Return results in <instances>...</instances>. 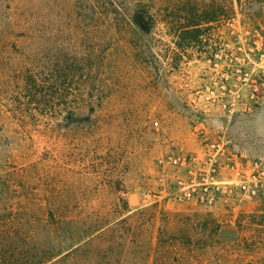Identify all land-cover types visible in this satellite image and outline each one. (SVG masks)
<instances>
[{"label": "rangeland", "instance_id": "rangeland-1", "mask_svg": "<svg viewBox=\"0 0 264 264\" xmlns=\"http://www.w3.org/2000/svg\"><path fill=\"white\" fill-rule=\"evenodd\" d=\"M32 74L63 98L39 127ZM261 168L264 0H0L1 226L104 222L44 264H264Z\"/></svg>", "mask_w": 264, "mask_h": 264}, {"label": "trees", "instance_id": "trees-1", "mask_svg": "<svg viewBox=\"0 0 264 264\" xmlns=\"http://www.w3.org/2000/svg\"><path fill=\"white\" fill-rule=\"evenodd\" d=\"M97 57L98 55H95L93 59L90 58L91 63L92 60H95ZM28 86L29 102H26L25 105L27 110H30L28 115L29 123L32 126L39 127L38 125H41L42 119L45 116L44 110L50 109L47 111L58 113L63 98H61V94L59 96L51 95V90H45L43 83L39 82L38 77L34 74L31 75ZM90 105L92 107L91 112H94L96 105ZM82 109L84 110L85 108H79L78 112H76L77 110L71 107L67 111L66 117L70 115L73 116V114L77 113L80 114ZM21 135L24 140H27L26 133L21 132ZM20 140L21 138L18 137L16 143H20ZM26 149L28 153L29 147ZM29 153L32 154L29 166L35 170L44 168L48 159L47 154L43 151H37V149H35V151L32 150V152ZM0 187H5L4 189L0 188V191L9 190L10 186L8 180L0 178ZM49 203L55 207L49 212L50 216L54 219L52 224L48 223V221H44L41 216H37L38 218H32L31 220L30 217L27 216L26 218H23L25 219L24 221L20 218V221L15 224L17 226H22L24 224L28 225L26 234L25 232L14 231V229L8 228L7 225L1 226L0 223V264H7V260L4 258V252L10 251L12 248H23L25 245L28 247L32 246V248H36L37 251L29 257L26 263L22 262V264H44L52 258L63 255L65 252L64 256L67 254L70 256L76 252V250L90 245L95 236L94 232L104 225V222L99 225L97 222H87L85 218H82L79 214H75L74 216L72 214L58 215L57 210L59 211L60 205H57L55 202L52 203L51 201ZM38 205L41 206L40 204ZM15 219L16 218L12 217L9 221L11 222V220ZM44 228L46 230H44ZM40 229H42L43 232H41ZM20 242L21 244H19ZM15 244L17 245L13 247Z\"/></svg>", "mask_w": 264, "mask_h": 264}, {"label": "built area", "instance_id": "built-area-1", "mask_svg": "<svg viewBox=\"0 0 264 264\" xmlns=\"http://www.w3.org/2000/svg\"><path fill=\"white\" fill-rule=\"evenodd\" d=\"M171 157H173L171 155ZM173 160L174 162H178L179 161V158L177 157H173ZM259 178V182H257L256 184L257 185H260V186H264V168H261L259 170H257V174H254V179L258 180ZM153 193L152 191H146L143 193V196L146 200H151L153 198Z\"/></svg>", "mask_w": 264, "mask_h": 264}, {"label": "water", "instance_id": "water-1", "mask_svg": "<svg viewBox=\"0 0 264 264\" xmlns=\"http://www.w3.org/2000/svg\"><path fill=\"white\" fill-rule=\"evenodd\" d=\"M144 20V17H142L140 14L137 15V21L141 22Z\"/></svg>", "mask_w": 264, "mask_h": 264}]
</instances>
